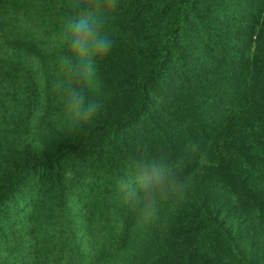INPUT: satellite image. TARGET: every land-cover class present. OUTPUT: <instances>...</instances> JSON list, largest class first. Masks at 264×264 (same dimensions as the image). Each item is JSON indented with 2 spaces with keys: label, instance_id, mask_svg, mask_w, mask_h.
Masks as SVG:
<instances>
[{
  "label": "trees",
  "instance_id": "1",
  "mask_svg": "<svg viewBox=\"0 0 264 264\" xmlns=\"http://www.w3.org/2000/svg\"><path fill=\"white\" fill-rule=\"evenodd\" d=\"M72 2L0 0V264H264V0L102 10L83 127L52 89Z\"/></svg>",
  "mask_w": 264,
  "mask_h": 264
},
{
  "label": "clouds",
  "instance_id": "2",
  "mask_svg": "<svg viewBox=\"0 0 264 264\" xmlns=\"http://www.w3.org/2000/svg\"><path fill=\"white\" fill-rule=\"evenodd\" d=\"M118 6L119 0H73L69 5L71 13L75 15L66 21L64 35L68 50L58 57V67L66 76L53 81L52 89L62 98L70 127L89 124L102 106V100L89 99L86 92L93 85L96 59L107 56L114 43L104 30L105 20L101 18V11H114ZM192 146L197 147V143L192 142ZM207 163V154L201 151L200 164ZM165 186L166 177L162 175H157L151 185H143L148 192L144 197L147 202L140 208L134 225L136 228L144 227L156 219L159 209L154 205V190L163 191ZM185 187L186 184H171L175 195H182ZM125 200L140 202L134 189L125 192Z\"/></svg>",
  "mask_w": 264,
  "mask_h": 264
}]
</instances>
